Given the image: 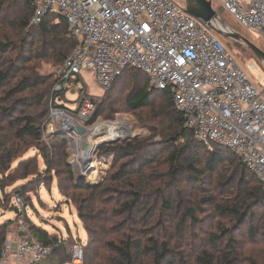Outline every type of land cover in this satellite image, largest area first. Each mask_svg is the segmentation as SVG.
Segmentation results:
<instances>
[{"label":"trees","instance_id":"trees-1","mask_svg":"<svg viewBox=\"0 0 264 264\" xmlns=\"http://www.w3.org/2000/svg\"><path fill=\"white\" fill-rule=\"evenodd\" d=\"M33 13L32 0H0V209L16 208L13 192L50 187L56 177L60 194L75 207L87 232L84 264H264V184L234 150L196 138L171 93L157 89L163 95L154 97L156 89L142 70L124 69L97 101L90 123L102 114L111 119L117 112L147 110L145 126L152 137L103 144L97 158H112L103 179H77L66 133L44 134L57 76L39 71L44 63L60 66L78 42L64 16L48 13L32 25ZM218 35L231 50L238 47L264 67L242 40ZM143 75L146 87L139 86ZM129 80L126 103L114 108L113 96L124 92ZM31 148L38 154L25 156ZM212 190L233 194L220 198ZM20 218L52 247L35 264L71 261L79 240L50 234L26 209L0 222V260L9 228ZM204 219L210 229L202 241L196 229Z\"/></svg>","mask_w":264,"mask_h":264},{"label":"built area","instance_id":"built-area-1","mask_svg":"<svg viewBox=\"0 0 264 264\" xmlns=\"http://www.w3.org/2000/svg\"><path fill=\"white\" fill-rule=\"evenodd\" d=\"M32 1V25L48 13L62 15L78 42L54 72L57 81L45 136L63 130L68 143L76 147L77 158L85 151L84 141L93 143V129L105 123H90L98 97L87 90L84 74L93 72L107 89L124 69L134 67L149 76L152 88L171 93L184 125L196 138L234 150L264 184V88L250 75L258 71L255 59L243 68L213 27L188 13L178 0ZM217 2L241 27L259 33L264 41V0ZM214 8L213 25L221 20L220 8ZM68 93L77 94L73 108ZM13 203L18 212L26 209L18 193ZM15 229V241L7 238L0 264H8L10 256L16 264H35L52 253L23 218ZM84 245L79 241L72 247V264H84Z\"/></svg>","mask_w":264,"mask_h":264},{"label":"rangeland","instance_id":"rangeland-1","mask_svg":"<svg viewBox=\"0 0 264 264\" xmlns=\"http://www.w3.org/2000/svg\"><path fill=\"white\" fill-rule=\"evenodd\" d=\"M181 3H183L185 6L188 4V0H178ZM214 7L220 8V4L217 2V0H213ZM221 20L220 22H216L214 26L218 28H226L227 25H229L231 28H238L239 30H242L244 34H247L252 38L258 46L264 48V41L262 36L257 32H250L249 30L245 29L244 27H240L236 24V21L234 17L229 14L228 12L224 11L222 8L219 9ZM229 40V39H228ZM230 47H232L230 45ZM238 48V47H237ZM236 46L232 47V49H235L234 51L237 54V59L240 63V65L247 69L248 65L251 60V56L242 51L241 49H237ZM258 64V71L255 73H251L250 75L253 78L254 81H259L262 88H264V67L260 66ZM58 66L53 65L52 63H44L42 65V68L40 69V73L47 75L52 74L55 72L56 68ZM130 78V74L126 73L125 79L128 80ZM147 76L144 77V75L140 79V85L141 87H146L147 82ZM84 81L86 84L87 90L94 96L98 97V102L102 101L104 96L105 88L101 86L97 81L95 74L93 72H88L84 74ZM133 85V80H129L126 85V90L124 92L118 93L117 95L113 96V102H115L114 108H120L121 106H124L126 103L128 96H126V92L131 89ZM150 87V83H149ZM148 87V88H149ZM151 91V88H150ZM160 90H155L154 97H162L163 93H160ZM67 98L71 101L68 102V105L70 108L75 107L76 105V98L77 94L68 93ZM92 119V118H91ZM148 120V113L147 110L145 111H139L138 114L132 111H122L117 112L115 116L111 119H108L103 114L95 119L97 122H119L122 121L124 124V127H126L128 130H130V133L126 139H124L126 136L121 137L118 139V141H124L130 138H151L153 133L149 129V127L145 126V123ZM93 123V122H92ZM91 123V124H92ZM91 140H93V143L96 144L102 140H105V135H99L94 136L92 133L90 135ZM161 136L156 135L155 140H160ZM70 144V145H69ZM68 147L71 152L70 156V162L76 172L77 175L82 174L83 166L81 163V158L84 156L81 153L76 158V147L74 145H71V142H69ZM38 154V151L35 148H31L30 151L25 155H34ZM40 160V166L41 168H45L43 165L42 158ZM89 160V158H88ZM87 160V162H88ZM90 160L92 161L89 165L86 166V177L91 182H98L103 179L108 169L111 167L112 158L104 157V158H97V151L96 152H90ZM17 161H14L13 165L15 166L17 164ZM81 170V171H80ZM0 177L2 175L0 174ZM57 178L54 177L53 183L50 187H47L45 185H38L36 188H33L31 191L26 192L24 195L20 193V195L24 198H28L29 200L27 203L26 210L28 213V216L31 220L36 222L37 224L42 225L43 227L47 228L50 232V234L57 236L58 238H69L71 235H73V238L76 240H79L83 243L87 242V232L85 227L83 226L82 221L80 220L77 211L75 207L68 202L59 192L58 186H57ZM25 182V181H19L18 183ZM17 183V184H18ZM213 187L217 188L216 183L212 185ZM211 186V187H212ZM238 186H242L240 182L238 183ZM210 187V186H209ZM210 187V188H211ZM228 188V187H227ZM10 189V188H9ZM213 194H217L218 197L222 198L225 196H231L233 193L230 191H226L227 193L225 195L221 194V191H211ZM16 193L13 192V196ZM211 207H206V210H211ZM15 209L14 210H2L0 209V222H3L7 219H14L16 216ZM207 219H204V223L198 225L196 229V236H201V239L203 241V238L207 237L206 234L203 232L210 229V225L206 223ZM17 222V221H16ZM15 222V224H16ZM241 236V235H239ZM202 241H199L201 243ZM193 246L196 248L197 243L193 242ZM199 246V245H198ZM251 252V250H250ZM49 259L44 261L43 263H47ZM67 264H72L71 261H69Z\"/></svg>","mask_w":264,"mask_h":264},{"label":"water","instance_id":"water-1","mask_svg":"<svg viewBox=\"0 0 264 264\" xmlns=\"http://www.w3.org/2000/svg\"><path fill=\"white\" fill-rule=\"evenodd\" d=\"M186 11L196 18L208 22L218 34L230 37L234 40H242L251 49L254 55L264 63V50L260 48L257 44H255L252 40L248 39L237 30L228 29L227 27L218 28L212 24L211 20L217 16V11L213 6L212 0H188ZM78 130L81 134L86 133V129L82 126H79ZM127 137H129V135L126 136L124 139H126ZM118 139H120V137L115 139H105L96 143V145L93 147V152H96L98 148L101 147L103 144L113 143L118 141ZM82 146L86 150L91 146V143L86 140L83 142ZM76 176L78 180L87 179L86 173H84L83 171L82 174H76ZM15 212H18L17 208H15ZM13 247H16V244H13Z\"/></svg>","mask_w":264,"mask_h":264},{"label":"bare ground","instance_id":"bare-ground-1","mask_svg":"<svg viewBox=\"0 0 264 264\" xmlns=\"http://www.w3.org/2000/svg\"><path fill=\"white\" fill-rule=\"evenodd\" d=\"M104 133L103 135H105L106 139H115V138H121L126 136L127 134L130 133V130H128L126 127H124V124L122 123V121L119 122H105V123H100L99 125H97L93 131L92 134L94 136H99L100 134ZM96 144L91 143V146L86 149L84 152H81L82 155H84L81 158V163L83 166V172L88 174L86 172V166L89 165L92 161L90 160V152L93 151V147ZM89 158V160H88ZM88 160V162H87ZM85 167V168H84ZM81 171V170H80Z\"/></svg>","mask_w":264,"mask_h":264},{"label":"crops","instance_id":"crops-1","mask_svg":"<svg viewBox=\"0 0 264 264\" xmlns=\"http://www.w3.org/2000/svg\"><path fill=\"white\" fill-rule=\"evenodd\" d=\"M16 224L15 222L10 226L9 228V236L7 238L11 239L12 241H15L16 238ZM8 264H16L15 260L13 259L12 256H10Z\"/></svg>","mask_w":264,"mask_h":264}]
</instances>
